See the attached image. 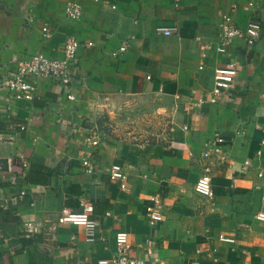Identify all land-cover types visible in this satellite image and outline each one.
I'll return each instance as SVG.
<instances>
[{
	"label": "crops",
	"instance_id": "0c3cea01",
	"mask_svg": "<svg viewBox=\"0 0 264 264\" xmlns=\"http://www.w3.org/2000/svg\"><path fill=\"white\" fill-rule=\"evenodd\" d=\"M67 1L81 5L79 20L65 17ZM247 1L0 0V78L26 55L60 58L67 38L79 42L69 84L28 76L31 101L0 88V264H108L117 231L128 234L129 256L150 264H264V223L256 220L264 212V0L250 10ZM223 13L240 29L259 21L258 41L219 54ZM157 26L177 33L157 35ZM121 44L125 52L111 56ZM229 60L234 84L209 103L213 70ZM132 111L161 124L155 141L149 128L134 139L121 131ZM92 124L94 148L86 145ZM214 133L225 139L226 159L212 162L206 198L193 186ZM156 194L163 220L151 226L145 207ZM80 197L98 221L93 243L82 227L57 223L61 209H80Z\"/></svg>",
	"mask_w": 264,
	"mask_h": 264
},
{
	"label": "built area",
	"instance_id": "2783aa9c",
	"mask_svg": "<svg viewBox=\"0 0 264 264\" xmlns=\"http://www.w3.org/2000/svg\"><path fill=\"white\" fill-rule=\"evenodd\" d=\"M258 0H248L244 4V9L250 10ZM237 6H233L235 10ZM64 14L69 20H79L82 16V7L80 4L67 1L64 4ZM262 31V25L256 19L250 20L247 25L240 29L235 26L231 14L223 13L219 17L218 33L216 36V51L219 54H225L238 40L243 41L248 46H253L259 39ZM46 32L44 28L43 33ZM155 34L162 36H170L177 33V27L157 26L154 29ZM79 42L73 38H67L63 45V55L60 58H49L42 53L26 55V58L19 61L16 71L6 73L0 78V88L5 90L14 100L31 101L34 97V87L26 80L28 76L44 77L51 79L56 85L64 86L69 84L72 66L75 62L76 51ZM87 47H91L92 43H86ZM125 44H121L117 51L111 53V56L118 57L119 54L125 52ZM204 57L205 54H202ZM202 67L200 66L199 69ZM237 76V64L229 60L225 65L216 67L213 70V84L209 90V103H216L218 99L225 95L233 86ZM67 99L73 100L74 97L69 94ZM24 129L23 126L20 127ZM96 128H89L86 137V145L94 148L99 145L100 134ZM225 139L220 133H214L203 144V150L200 153V159L205 161L202 171L193 186L196 194L211 198L213 191L211 187L212 162L221 163L226 159ZM82 166L86 173L94 174L95 166L89 157L82 160ZM110 176L113 179L121 181L120 187L126 188V177L116 171H111ZM261 176V174H259ZM23 194V193H21ZM264 200V192L262 195ZM149 204L145 207V215L151 226H155L163 220V201L160 195H152L149 197ZM78 211L69 208H63L57 216V223L60 225L80 226L84 230L85 241L93 243L97 240L98 221L92 217L93 206L85 198H79ZM256 220L264 223V212L256 214ZM24 232L33 231L31 224H26ZM116 250L108 264H150L147 259L133 258L129 256L130 244L128 234L124 231H117L114 235ZM220 241L233 242L232 239L219 237ZM151 242H147L146 252L151 254Z\"/></svg>",
	"mask_w": 264,
	"mask_h": 264
},
{
	"label": "rangeland",
	"instance_id": "374dc122",
	"mask_svg": "<svg viewBox=\"0 0 264 264\" xmlns=\"http://www.w3.org/2000/svg\"><path fill=\"white\" fill-rule=\"evenodd\" d=\"M134 111L128 113L130 115V117H128L127 122L119 125L121 127V131L123 133H127L130 131L132 134H129V136L131 135L130 138L134 139L136 136H138L139 134L137 132L134 131H138L141 127L143 128H149L150 133H152L149 136H146L147 140L152 142L155 141L156 137H155V132L157 131V129L161 126V124L159 123H155V122H151L147 119H140V117L138 116V113H133ZM135 114V115H134ZM91 128H96L98 131V126L95 124H92ZM153 129V132H151V130ZM99 132V131H98ZM133 135V136H132Z\"/></svg>",
	"mask_w": 264,
	"mask_h": 264
}]
</instances>
